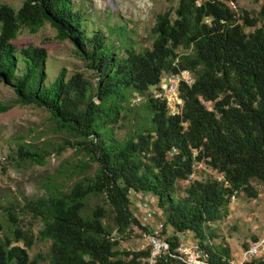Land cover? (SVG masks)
Segmentation results:
<instances>
[{
  "label": "trees",
  "instance_id": "trees-1",
  "mask_svg": "<svg viewBox=\"0 0 264 264\" xmlns=\"http://www.w3.org/2000/svg\"><path fill=\"white\" fill-rule=\"evenodd\" d=\"M145 1L162 8L143 12ZM172 1H123L132 6L131 22L146 23L150 44L120 17L111 25L107 8L110 36L89 30L88 12L74 0L0 3V83L16 95L0 102V114L16 106L45 109L61 139L19 142L8 158L19 168L45 166L51 154L69 149L83 158L61 162L43 181V194L19 193L2 207L0 264H149V244L123 249L113 236L132 227L150 232L132 209L133 196L142 195L156 198V218L173 247L193 234L213 262L227 264L226 247L205 243L215 237L212 224L226 217L234 194L254 198L253 184L264 185V0H254L258 11L234 8V0ZM47 25L84 64L73 72L63 66L49 85L48 50L14 43ZM183 70L194 81L181 84L182 112L172 115L155 91L165 74ZM136 94L142 103L135 104ZM192 173L198 178L185 184ZM26 216L40 222L37 235L23 227ZM36 241L48 243V251L32 257ZM154 264L181 263L167 256ZM245 264H264V255Z\"/></svg>",
  "mask_w": 264,
  "mask_h": 264
},
{
  "label": "rangeland",
  "instance_id": "rangeland-1",
  "mask_svg": "<svg viewBox=\"0 0 264 264\" xmlns=\"http://www.w3.org/2000/svg\"><path fill=\"white\" fill-rule=\"evenodd\" d=\"M77 4H81L88 12V22L86 27L89 30L100 29L110 36V30L105 22L109 21L104 10L107 8L111 11L112 19L109 21L111 25L118 23L119 17L121 23H128L131 28L135 26V37L139 41L150 44L149 40H145L147 35V25L145 22L130 20L135 19L132 6L124 8V0H89L91 5L84 4L85 0H74ZM162 4L163 7L168 5L172 0H155ZM172 2L176 3L177 0ZM0 3H7L15 8H19L23 0H0ZM234 8H244L249 11H258L260 4L254 0H234L230 2ZM143 12H154L162 7H152L147 5L146 1L140 6ZM141 10V11H142ZM129 27H126L129 29ZM56 30L47 25L36 34L22 33L14 41L15 45L20 48L29 44L45 47L49 52L47 60L48 78L46 83L52 84L60 69L67 66L70 72L78 68H84L83 61L74 54V46L70 41H60L56 38ZM16 95L12 87L0 83V102H7L15 99ZM141 99V100H140ZM135 104L143 102V98L136 94L133 97ZM120 126V124L118 125ZM120 133L125 132V127ZM17 138V139H16ZM18 138H21L18 140ZM19 142L29 143H50L60 144V135L52 131V124L49 120V112L36 106H16L6 113L0 114V239L6 233V222L3 217V208L9 204V199L22 193L25 196H37L44 193L43 181L49 177H54L59 164L69 165L76 163L77 160L83 159L77 155L72 149L65 151L60 157L51 154L48 164L28 165L19 168L13 163L8 155L13 153ZM257 197L237 196L235 201L227 207V215L222 220L212 224L211 231L214 232L212 240L206 239L205 243L226 247L229 256L232 259H238L242 252L246 249L245 245L251 246L253 242L264 237V185L253 184ZM22 201V198L19 199ZM156 198L151 195L133 196L132 209L134 214L141 219L143 208L141 205L147 204L149 209L157 211ZM23 227L31 228L37 235L41 224L38 220H34L31 216L23 217ZM171 232V231H170ZM113 236L119 239L120 247L123 249L138 250L148 245V239L145 233L138 227H132L123 234L113 232ZM183 241H198L193 234L181 235ZM48 243L36 241L29 250L32 257L38 253H47ZM260 255H264L260 254Z\"/></svg>",
  "mask_w": 264,
  "mask_h": 264
},
{
  "label": "built area",
  "instance_id": "built-area-1",
  "mask_svg": "<svg viewBox=\"0 0 264 264\" xmlns=\"http://www.w3.org/2000/svg\"><path fill=\"white\" fill-rule=\"evenodd\" d=\"M193 81L192 74L187 70L178 73H167L158 85L155 96L166 101V105L172 115L179 114L183 108V100L179 94L180 86L183 83L191 85ZM196 154L197 152H195ZM197 178L198 175L192 173L185 181V184ZM235 199L236 194L231 197L232 201H235ZM141 207L143 208L142 218L140 219L141 226L150 230V232L145 233L148 244L152 247L149 264H154L158 257L167 256L177 259L181 264H220L212 261L210 251L198 241H183L173 247L171 242L162 235L164 222L156 218L157 211L149 209L146 203L141 205ZM263 253L264 237L253 242L248 249L242 252L238 259H228L227 264H245L247 260Z\"/></svg>",
  "mask_w": 264,
  "mask_h": 264
}]
</instances>
